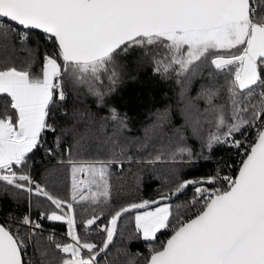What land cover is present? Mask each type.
<instances>
[{"label": "snow or ice", "instance_id": "obj_1", "mask_svg": "<svg viewBox=\"0 0 264 264\" xmlns=\"http://www.w3.org/2000/svg\"><path fill=\"white\" fill-rule=\"evenodd\" d=\"M34 30L51 46L40 57L39 44L27 47ZM132 47L145 49L154 71L180 86L184 124L166 145L156 149L151 144L167 136L165 114L134 143L124 137L127 116L116 108L110 109L116 125L111 135L107 119L75 113L71 128L58 126L53 114L69 92L84 89L105 103L121 79L115 57ZM0 53V197L14 194L17 203L27 205L25 214L17 218L9 210L0 223V264H37L25 258L30 247L39 264H112L110 246L126 214L133 218L132 238L149 245L146 257L117 249L126 264L141 259L143 264H264V0H0ZM204 68L208 82L190 97L192 81ZM199 101H204L203 109ZM249 129L256 131V140L245 148L242 137ZM47 133L53 134L51 144ZM101 135L103 142L94 149L101 155L78 159L90 150L89 141ZM193 138L209 153L218 146L244 149L238 175L217 171L182 180L173 169L169 192L158 200L112 204L114 169L122 172L126 162L195 163L199 155L188 144ZM129 145L147 149V158L133 161ZM37 152L57 160L54 169H46L44 181L31 174ZM58 169L69 172L71 202L53 194L61 180ZM219 181L226 187H203ZM190 186L195 190L186 204L169 202ZM33 197L53 206L41 210L39 219L32 216ZM74 204L103 205L109 212L104 216L103 209L92 207L90 218L78 224ZM191 208L198 211L185 219ZM102 216L108 223L98 225ZM44 220L65 224L66 239L59 241L54 232L45 236ZM94 225L103 234L100 244L85 238ZM169 229L171 236L157 247L158 234Z\"/></svg>", "mask_w": 264, "mask_h": 264}, {"label": "trees", "instance_id": "obj_2", "mask_svg": "<svg viewBox=\"0 0 264 264\" xmlns=\"http://www.w3.org/2000/svg\"><path fill=\"white\" fill-rule=\"evenodd\" d=\"M40 45V53L38 57L42 56L43 51L46 49L51 51L50 44L44 39V34L39 30H34L31 33V38L27 42V47L36 48ZM17 49L19 45L17 44ZM4 54L0 53V57ZM17 55L25 57V52L18 51ZM114 67L120 75V82L114 86L112 91L106 98L103 105L99 104L95 97L86 94L84 89L79 92H69L67 100L58 105L59 111L55 112L54 119L58 126L71 128L75 122L73 114L82 116L84 119L100 120L107 119L106 128L108 134L111 135L112 130L115 128V122L110 119V109L116 108L119 115L127 116L128 130L124 131L123 135L128 141L136 142L145 135V129L151 128L158 122V117L165 114L168 117V122L164 125L163 131L167 134L164 138H155L151 144L156 149H160L166 145L167 137L173 135V130L181 128L184 124L181 115V108L183 106L180 99V86L175 82L174 78H164L154 71L153 63L150 55H145V49L139 47H132L127 52H121L115 57ZM34 71L38 70L34 66ZM105 87L107 86V74H104ZM222 82L223 78L218 77ZM208 82V69L201 70V75L196 77L188 90L190 97H195L200 90L202 84ZM201 109L205 107L204 101H199ZM67 113V116L64 113ZM96 127H99L97 124ZM190 136V130L185 133ZM256 137L253 129H249L242 139L248 144H251ZM46 140L49 144L53 141V134L47 133ZM65 146L69 141L65 138L62 141ZM103 142V136L99 139L89 141L90 150L81 153L78 159H91L97 155H101L94 151ZM188 144L199 155V159L192 164H161L147 165L145 163H125L122 172L113 170L112 180V204H127L130 202H139L141 200H158L162 194L169 192L168 177L173 169H176L180 179H201L209 176H215L217 171L220 175H231L234 177L238 165L245 155L244 149H228L223 146H218L213 149L211 153L202 151L201 144L196 139H189ZM148 150H138L137 148L129 145L128 154L133 157V161L144 160L147 158ZM73 156H76L75 151ZM57 160L52 157L45 156L42 152H37L34 156L32 163V176L37 181H44L48 176L46 169H54ZM58 175L61 180L55 186L53 194L61 199L70 201V180L69 172L67 169H58ZM50 190H52L50 188ZM192 187L190 186L183 195L178 199L173 197L170 203L174 205L186 204L191 200ZM39 201V207L36 206ZM51 206L43 198L33 197L32 216L33 219H39L38 213L41 210H51ZM77 213L78 224L83 220L90 218L92 207L96 208L99 212L101 209L104 211V216L108 215L109 207L101 206H82L81 204H74ZM27 205L23 200L19 203L15 200V195L0 197V221L5 223L9 210L17 218L25 213ZM198 208H191L190 211H185L184 218L194 215ZM101 217L97 224H107V219ZM44 228L45 236L49 231L54 232L56 238L63 242L66 239L67 226L61 222L41 221ZM20 227V225H16ZM23 231V228H21ZM77 231L83 232L82 228ZM171 233V230H163L158 234V239L153 242L157 247L160 242H164L165 238ZM133 236V218L130 214H126L121 218L118 224V235L114 238L113 245L110 246L109 258L112 264H126V257L117 252V249H126L128 253L137 254L141 257H146L149 254L148 242L132 238ZM86 239L100 244L103 240V234L97 230V226H92L90 234L85 237ZM42 247H47L46 243L42 242ZM51 250L49 255H51ZM59 256V253H56ZM26 259H34L39 264V255L35 249L31 248L26 253ZM103 264V262H101ZM143 264V260L139 261Z\"/></svg>", "mask_w": 264, "mask_h": 264}, {"label": "built area", "instance_id": "obj_3", "mask_svg": "<svg viewBox=\"0 0 264 264\" xmlns=\"http://www.w3.org/2000/svg\"><path fill=\"white\" fill-rule=\"evenodd\" d=\"M253 132L256 134V131L253 129ZM242 160V159H241ZM241 162V161H240ZM203 187L208 188L209 190H213V188H218V187H226V182L224 181H219L216 185H209V184H204ZM192 196L191 199L193 198V193H194V188L192 187ZM25 214V213H24Z\"/></svg>", "mask_w": 264, "mask_h": 264}, {"label": "water", "instance_id": "obj_4", "mask_svg": "<svg viewBox=\"0 0 264 264\" xmlns=\"http://www.w3.org/2000/svg\"><path fill=\"white\" fill-rule=\"evenodd\" d=\"M255 140H256V137H255V139H254V141H253L252 143H254ZM243 158H245V155L243 156ZM243 158H242V159H243ZM239 167H240V163H239V165H238V168H237V170H236V173H235L234 177H235L236 175H238ZM0 223H2V222L0 221ZM171 234H172V233H170V234L165 238L164 241H166V240L171 236Z\"/></svg>", "mask_w": 264, "mask_h": 264}, {"label": "crops", "instance_id": "obj_5", "mask_svg": "<svg viewBox=\"0 0 264 264\" xmlns=\"http://www.w3.org/2000/svg\"><path fill=\"white\" fill-rule=\"evenodd\" d=\"M152 207H155V205H153Z\"/></svg>", "mask_w": 264, "mask_h": 264}, {"label": "rangeland", "instance_id": "obj_6", "mask_svg": "<svg viewBox=\"0 0 264 264\" xmlns=\"http://www.w3.org/2000/svg\"><path fill=\"white\" fill-rule=\"evenodd\" d=\"M248 142V141H247ZM51 231H49V233H50Z\"/></svg>", "mask_w": 264, "mask_h": 264}]
</instances>
